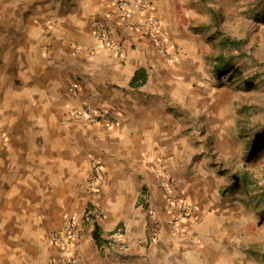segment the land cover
<instances>
[{
  "label": "crops",
  "instance_id": "0c3cea01",
  "mask_svg": "<svg viewBox=\"0 0 264 264\" xmlns=\"http://www.w3.org/2000/svg\"><path fill=\"white\" fill-rule=\"evenodd\" d=\"M168 3L152 0V10L177 44L171 58L139 12L121 21L111 0H0V264H58L51 236L70 218L79 230L71 252L83 264H201L203 250L212 256L205 264L217 261L207 227L228 222V205L203 213L209 173L185 157L182 107L195 97L185 91L200 61L194 39L170 28ZM102 19L113 22L122 54L99 40ZM140 68L146 79L133 85ZM84 101L114 110L118 122L69 118L66 108ZM90 154L104 165L99 189ZM161 170L178 199L196 206L195 222L172 221ZM120 224L122 244L113 239Z\"/></svg>",
  "mask_w": 264,
  "mask_h": 264
},
{
  "label": "rangeland",
  "instance_id": "374dc122",
  "mask_svg": "<svg viewBox=\"0 0 264 264\" xmlns=\"http://www.w3.org/2000/svg\"><path fill=\"white\" fill-rule=\"evenodd\" d=\"M166 14L170 28L192 37L198 49L194 90L185 91L195 97L182 110L185 157L200 159L209 173L201 209L212 215L228 205V222L207 227L220 250L217 261L207 264H264V0H169ZM219 32L245 40L223 51L242 74L215 72L223 50ZM251 71L258 77L251 88L241 87ZM255 138L260 145L250 149ZM244 174L249 187L240 181ZM206 254L212 257L203 250L201 264Z\"/></svg>",
  "mask_w": 264,
  "mask_h": 264
},
{
  "label": "built area",
  "instance_id": "2783aa9c",
  "mask_svg": "<svg viewBox=\"0 0 264 264\" xmlns=\"http://www.w3.org/2000/svg\"><path fill=\"white\" fill-rule=\"evenodd\" d=\"M111 3L112 15L121 21H125L136 12H139L142 15L141 26L144 32L152 39L161 43L164 53L170 56V58L176 54L167 24L152 10V0H111ZM98 28L100 31L99 40L118 54H122L123 47L113 36V22L109 19H102ZM72 87L75 95H81L79 86L76 83ZM66 113L71 119L87 123L111 126L118 122V114L114 110L97 107L88 101L67 107ZM89 160L91 163L90 183L93 188L99 189L103 179V162L95 154H90ZM174 181L166 170H161L159 173V185L166 199V208L172 215V221L176 223L181 218H191L195 222L197 220L195 218L196 206L187 200L178 199L173 190ZM51 239L53 243L60 247V252L57 256L58 264H83L79 257L74 252H71V248L74 247L79 239V230L74 218L66 221L63 230L54 231ZM113 239L121 244L126 241V227L123 224L116 227L113 232Z\"/></svg>",
  "mask_w": 264,
  "mask_h": 264
},
{
  "label": "trees",
  "instance_id": "16d2710c",
  "mask_svg": "<svg viewBox=\"0 0 264 264\" xmlns=\"http://www.w3.org/2000/svg\"><path fill=\"white\" fill-rule=\"evenodd\" d=\"M220 35V40L219 43L221 44V46L223 47L222 52H220L215 59L214 62V70L216 73H220V72H231V74L233 75H239L240 73L242 74V69L240 67H237L234 65L233 63V59L232 56L230 55H226L223 51L226 48H233V47H241L245 44V40L244 39H233L231 37H229L228 35H226L223 32H219ZM258 77L257 72L251 71L248 73L247 78H243L244 81V85L241 87H244L246 89L251 88L252 82L254 81V79H256ZM146 79V72L144 69L140 68L138 70H136L133 79H132V84L133 85H138L142 82H144ZM241 79V78H240ZM263 135V134H261ZM259 139L255 138L254 142H251L249 144V148L252 149L255 146H259ZM254 154V150L249 151V157ZM243 184H245L246 186H250L251 184V180L249 179V175L248 174H244L240 180ZM94 237L96 238V240L99 242L100 240V232H99V227L98 225H95V229H94Z\"/></svg>",
  "mask_w": 264,
  "mask_h": 264
}]
</instances>
